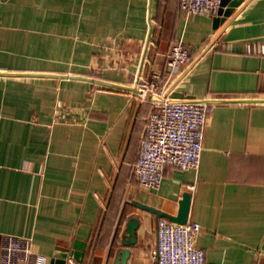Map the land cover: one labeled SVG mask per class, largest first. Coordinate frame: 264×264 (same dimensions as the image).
Masks as SVG:
<instances>
[{
  "label": "crops",
  "instance_id": "0c3cea01",
  "mask_svg": "<svg viewBox=\"0 0 264 264\" xmlns=\"http://www.w3.org/2000/svg\"><path fill=\"white\" fill-rule=\"evenodd\" d=\"M213 17L185 19L178 0H0V236L29 239V264L74 240L82 262L66 264H113L132 216L127 264H153L158 219L132 202L175 215L183 192L207 261L264 264V54L247 53L264 45V0ZM175 40L190 59L169 74ZM152 75L212 105L199 167L164 166L157 190L132 172Z\"/></svg>",
  "mask_w": 264,
  "mask_h": 264
},
{
  "label": "built area",
  "instance_id": "2783aa9c",
  "mask_svg": "<svg viewBox=\"0 0 264 264\" xmlns=\"http://www.w3.org/2000/svg\"><path fill=\"white\" fill-rule=\"evenodd\" d=\"M220 0H178L183 18L215 16ZM247 53L264 54V45H248ZM188 48L175 40L169 47L165 67L169 74L189 63ZM140 99L149 95L163 97L153 102L149 112L132 172L140 187L157 190L162 181L164 166L179 170L199 167L202 137L212 105L195 99L167 102L169 93L161 85L159 75H152L136 85ZM200 225L187 219L184 224L157 220L156 243L150 251L153 264H214L206 260L202 249L195 246ZM34 253L29 239L3 236L0 239V264H29Z\"/></svg>",
  "mask_w": 264,
  "mask_h": 264
},
{
  "label": "water",
  "instance_id": "95a60500",
  "mask_svg": "<svg viewBox=\"0 0 264 264\" xmlns=\"http://www.w3.org/2000/svg\"><path fill=\"white\" fill-rule=\"evenodd\" d=\"M241 1L242 0H231V1L220 0L219 8L216 12V15L213 17V28L214 29L217 28L219 23H222L226 18V16H228L231 13L232 8L237 6ZM224 7L226 8L223 9ZM88 80L106 86L120 87L126 89L128 88V87L104 82L101 80H96V79H88ZM150 98L155 101H160V102L164 101L163 97H159L156 95H150ZM185 99H193V98L185 97L182 93L179 92H170L169 98L166 101L177 102L179 100H185ZM190 203H191V194L188 192H183L181 194V198L178 200V209L175 215H171L169 213L158 210L149 205L135 201L132 202V205H134L135 207L141 210L154 214L157 219L163 218L169 222L184 224L188 219ZM138 226H139V220L136 217L132 216L128 219V221H126L125 225L122 227L123 233H122V238L120 239V245L125 247H122L117 250L113 264H127V260L130 254L128 247L133 246L136 243L135 231L137 230ZM118 227L119 224H117L115 232L117 231ZM84 250H85V242L74 240L70 247L55 250L52 254L49 264H66L68 257H71L77 263H81Z\"/></svg>",
  "mask_w": 264,
  "mask_h": 264
}]
</instances>
